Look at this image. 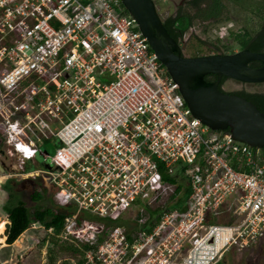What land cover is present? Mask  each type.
Segmentation results:
<instances>
[{"label":"built area","instance_id":"built-area-1","mask_svg":"<svg viewBox=\"0 0 264 264\" xmlns=\"http://www.w3.org/2000/svg\"><path fill=\"white\" fill-rule=\"evenodd\" d=\"M0 118L27 139L8 174L68 213L59 239L107 233L86 264H216L264 237L263 149L193 115L120 0H0ZM40 134L51 173L24 171Z\"/></svg>","mask_w":264,"mask_h":264},{"label":"water","instance_id":"water-1","mask_svg":"<svg viewBox=\"0 0 264 264\" xmlns=\"http://www.w3.org/2000/svg\"><path fill=\"white\" fill-rule=\"evenodd\" d=\"M137 21L152 50L178 84L193 115L211 130L227 131L239 142L264 149V113L245 97L220 89L223 77L242 83H264V52L184 57L163 24L154 0H120ZM252 62L263 64L251 67ZM215 75V81H207Z\"/></svg>","mask_w":264,"mask_h":264},{"label":"rangeland","instance_id":"rangeland-1","mask_svg":"<svg viewBox=\"0 0 264 264\" xmlns=\"http://www.w3.org/2000/svg\"><path fill=\"white\" fill-rule=\"evenodd\" d=\"M182 0H154L157 10L160 13V16L162 18H165L166 15L170 12L172 13L175 9L173 7H170L172 3H180ZM227 3V12L229 21L222 22V23H196L195 26V34L193 35V39L188 44V50L185 51V54L189 55H212L213 50L212 48L218 46L222 50H224V45L231 46V50L233 52H238V48L232 44L231 38L226 39L227 36L231 31L234 33L244 32V30L247 28L253 32V30H256L259 28L260 24H262V20L258 18L256 15H253L252 11L249 9L247 5H249L253 10L257 9L259 7V2L257 0H241L244 5H236L232 0H225ZM246 4V5H245ZM254 33V32H253ZM228 34V35H225ZM224 36V39L221 38V36ZM194 36H197L201 38L205 44L203 46H200L199 43H195ZM227 47V46H226ZM225 47V50H226ZM202 48V49H201ZM201 49V50H200ZM225 90H231V91H247V92H257V93H264V83H237L236 81L227 82L225 84ZM2 119L0 118V122ZM1 126V125H0ZM0 127V150H6V145L4 143V137L3 132H1ZM26 138L24 136L19 135L16 137L14 143L17 141L19 142H26ZM36 142H39L40 148H38L39 154L37 155V158L34 162L33 166H24V171L28 172L31 170L30 173L35 172L34 170L39 171H45L47 173L52 172V166L51 158L56 153V149L59 146V141L56 137L50 136L45 137L43 135H38L35 137ZM10 143V142H9ZM14 143H10L14 146ZM11 145V146H12ZM12 153V151H10ZM14 156H17V154L13 153ZM19 158V157H18ZM18 158H10L6 155L0 154V160L5 162L6 167L9 170H12L11 173H15V169L18 168L19 160ZM33 162V161H32ZM6 175H3L0 173V210L5 212L12 211L18 203L21 201H26V204L29 208L35 209L40 206L44 207H55L53 198L47 200H44L45 203H35L30 199V195L35 191L36 184L42 183L41 178L35 181L32 184H27L25 182V179H22V177H14L11 176L8 173H5ZM3 175V176H2ZM9 176V177H8ZM4 177V178H3ZM47 192H49L47 190ZM47 192H45L47 194ZM189 195V194H188ZM186 196V198L188 197ZM52 200V202H51ZM177 205H167L169 209H174ZM157 211L151 210V213L156 214ZM1 218H3L0 215ZM4 219V218H3ZM214 224H221L219 221H215ZM6 232V231H5ZM32 232V231H30ZM29 234V233H28ZM28 234L24 235L21 239V242L29 243L28 240ZM72 241V240H70ZM65 242V240L59 239V243ZM50 246V241L49 245ZM233 250V251H232ZM230 252L226 253L219 261H221L224 264H264V237L261 241V244L255 246L254 248L244 249V250H236L232 249ZM36 251V250H35ZM33 251V252H35ZM45 251V250H44ZM43 255V251H42ZM64 261L61 262L63 264ZM41 264H49L46 258V255L42 257ZM68 264H76L75 260H69Z\"/></svg>","mask_w":264,"mask_h":264},{"label":"trees","instance_id":"trees-1","mask_svg":"<svg viewBox=\"0 0 264 264\" xmlns=\"http://www.w3.org/2000/svg\"><path fill=\"white\" fill-rule=\"evenodd\" d=\"M236 5H244L241 0H232ZM258 1V0H257ZM252 2V0H251ZM259 7H257L255 14L264 13V0L259 1ZM189 10H186L184 13L180 14L176 21H172L171 25L175 26L172 28L166 24L170 34L175 37V39L181 38L182 34L194 26L196 22L209 23V22H227L229 21L227 10V3L225 0H189L188 2ZM246 5V4H245ZM176 30H180L177 32ZM232 44L241 49H250L252 52H264V25L262 30L258 35L254 37L248 31L234 33L231 31L230 36ZM201 41V40H199ZM224 45V50H216L219 53L227 54L230 53L231 46ZM227 46V47H226ZM226 47V50H225ZM239 95H242L247 100L254 103L257 108L264 113V93H250L247 91H238ZM229 131V130H228ZM264 154V149H263ZM19 165V164H18ZM21 169H15V173H20ZM166 176H164L165 178ZM186 180V179H185ZM171 182L175 183L172 179ZM184 189L182 195V201L190 194V187L188 186ZM182 186L176 189V194H180L182 191ZM47 190L44 189L42 192H33V201L46 200ZM48 193V192H47ZM189 196V195H188ZM171 198V199H172ZM188 198V197H187ZM181 201V202H182ZM160 207L156 208L158 212ZM68 213L64 208L58 206L55 207H44L40 206L38 208H29L26 205H20L9 212V224L6 229V243L11 245L29 228L32 227L33 223H38L43 226L47 231L52 233L49 238L50 246H48L47 257L49 264H55L57 259H64L63 264H68L69 260H75L76 264H86L85 254L88 251L96 250L97 246L103 242L107 236V233L98 235L96 239L97 242L94 244L83 243L76 241L75 239L65 240V242L59 243V236L63 232L65 225V219ZM100 222L111 224L109 220H100ZM149 231V230H148ZM35 253L41 255V248L36 249Z\"/></svg>","mask_w":264,"mask_h":264},{"label":"crops","instance_id":"crops-1","mask_svg":"<svg viewBox=\"0 0 264 264\" xmlns=\"http://www.w3.org/2000/svg\"><path fill=\"white\" fill-rule=\"evenodd\" d=\"M38 148H40L39 145H38ZM38 154H39V152L37 150L35 158L31 161H28L26 165L30 166V167L33 166ZM34 171H37V170H34ZM28 172H31V170ZM22 179H25V182H27V184L35 183L32 178L22 177ZM33 195H34L33 193L30 195V199L32 201H33V199H32ZM46 195H47V199H46L47 201L49 199H51L50 192H48ZM33 202L45 203L44 200H40V201L37 200V201H33ZM51 202H52V200H51ZM20 205H26L27 206L26 201H24V200L21 201L20 203H18V205L16 207H18ZM0 215L4 218V219L3 218L2 219L5 220L9 224V219H8L9 212H5V211L0 210ZM8 224H6L4 232L6 231ZM30 231H32V232H30ZM26 234H28V240H25V241H29V243L26 244V242H23V244H22L21 239ZM51 235H52V233L50 231H47L43 226H41L38 223H33L32 227L27 229L15 241V243L9 245L6 243V239H7L6 233H3L1 235V238L4 241L0 243V264H41V259L45 255H46V258L48 261V257H47L46 253L48 250L49 238L51 237ZM39 248H41V255H38L37 253L33 252L36 249L38 250ZM42 251H43V255H42ZM63 260L64 259H57L55 264H61V262Z\"/></svg>","mask_w":264,"mask_h":264},{"label":"flooded vegetation","instance_id":"flooded-vegetation-1","mask_svg":"<svg viewBox=\"0 0 264 264\" xmlns=\"http://www.w3.org/2000/svg\"><path fill=\"white\" fill-rule=\"evenodd\" d=\"M260 0H258V2H259ZM188 2H189V0H182L179 4L178 3H172V5L170 6V7H173L175 10L172 12V13H168L167 15H166V17L165 18H162V16H160V13H159V16L161 17V19H162V21H163V24H164V26L166 27V29L168 30V28H167V26H166V24H168L171 28H172V26L173 25H171V23H172V21H176V18L180 15V14H182V13H184L186 10H189V5H188ZM260 3V2H259ZM248 7H249V9L252 11V13H253V15H256L258 18H260L261 20H262V24H260V26H259V28H257L256 30H253V32H251V30H249V29H245L244 30V32L245 31H248L249 33H251L252 35H254V37L256 36V35H258L259 34V32L262 30V28H263V25H264V13H258V14H255V12L254 11H256V9L255 10H253L249 5H247ZM157 8V7H156ZM158 11V10H157ZM196 23H201V22H196ZM215 23H222V22H215ZM173 27H175V26H173ZM177 32H179L180 30H176ZM168 32H169V34H170V31L168 30ZM196 32H195V26H192V27H190V29L188 30V31H186L185 33H183L182 34V36H181V38H179V39H175V37L174 36H172L171 34V37H173V39H175L176 40V42H177V46H176V49L177 50H181V53H182V55L184 56V57H198V56H206V55H200V54H197V55H189V54H185V51H187L188 50V44H189V42L191 41V39H193V35H196L195 34ZM231 33V32H230ZM230 33H229V35L228 34H225V35H228L227 36V38L226 39H229L230 37ZM221 38L222 39H224V36L222 35L221 36ZM194 39H195V43H199V45L200 46H203V44H205V42L201 39V38H199V37H197V36H194ZM199 40H201V41H199ZM218 46H216L215 48L213 47L212 48V50L214 51L213 52V54H223V53H219V52H217L216 50H218ZM238 48V47H237ZM202 49V48H201ZM200 49V50H201ZM219 50H220V48H219ZM222 50V49H221ZM241 50H250V49H241V48H238V51H241ZM231 53H234L233 51H231L230 53H227V54H231ZM251 67H254V68H260V67H262L263 66V64L262 63H260V62H252V63H250L249 64ZM217 79V77L215 76V75H208L207 77H206V80L207 81H215ZM234 82V81H236V80H233V79H229V78H226V77H223V79H222V81H221V84H220V89L222 90V91H224V92H226V93H233V94H237V95H239L238 94V91H231V90H225V84L227 83V82ZM237 83H242V82H239V81H236ZM243 84H247V83H243ZM242 91V90H241ZM252 93H257V92H252ZM239 96H242V95H239ZM243 97V96H242ZM228 131V130H227ZM4 143H5V145L7 146L6 147V150H3V149H1L0 150V154L1 155H6V156H8V157H10V158H17V156H14L13 155V152H14V150H13V148L10 146V144L6 141V140H4ZM10 151H13L12 153L10 152ZM12 170H14V169H12ZM12 170H9L7 167H6V165H5V162L4 161H2V160H0V173L1 174H3V175H6L5 173H11L12 172ZM14 174H16V173H14ZM2 175V176H3ZM35 182V181H34ZM34 185H35V183H34ZM37 185V184H36ZM261 244V243H260ZM233 251V250H232ZM216 264H224V263H222L221 261H219V262H217Z\"/></svg>","mask_w":264,"mask_h":264},{"label":"bare ground","instance_id":"bare-ground-1","mask_svg":"<svg viewBox=\"0 0 264 264\" xmlns=\"http://www.w3.org/2000/svg\"><path fill=\"white\" fill-rule=\"evenodd\" d=\"M3 178H4V177H3ZM6 224H8V223L0 217V243L4 241V240L1 238V235H2L3 233H5L4 230H5ZM4 243H5V242H4Z\"/></svg>","mask_w":264,"mask_h":264}]
</instances>
